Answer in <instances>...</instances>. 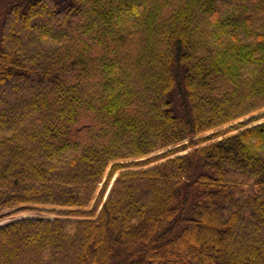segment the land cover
I'll use <instances>...</instances> for the list:
<instances>
[{
  "label": "trees",
  "instance_id": "trees-1",
  "mask_svg": "<svg viewBox=\"0 0 264 264\" xmlns=\"http://www.w3.org/2000/svg\"><path fill=\"white\" fill-rule=\"evenodd\" d=\"M263 109L264 0L10 3L0 264H264Z\"/></svg>",
  "mask_w": 264,
  "mask_h": 264
},
{
  "label": "rangeland",
  "instance_id": "rangeland-1",
  "mask_svg": "<svg viewBox=\"0 0 264 264\" xmlns=\"http://www.w3.org/2000/svg\"><path fill=\"white\" fill-rule=\"evenodd\" d=\"M14 1H17V0H0V14H1L2 11H4L7 8V6L10 3L14 2ZM149 26L151 27L152 23H150ZM175 108H177V107L175 106ZM175 111L178 112V110H175ZM263 111H264V109H263ZM260 123H264V117H262L261 119H259L255 123H253L252 125H256V124H260ZM252 125H250V126H252ZM211 132L204 133V134L200 135V137L206 136V135L210 134ZM223 136H220L217 139H220ZM217 139H215V140H217ZM184 143H186V142H184ZM206 143H208V142H206ZM206 143H203V144H200V145L202 146V145H204ZM187 151H189V149H187L186 151H183V152H181L179 154H184ZM151 156H153V154L145 157L144 159L150 158ZM108 170H109V167H107V169L105 170V172L103 174V178L101 180V183L97 187V190H96V192L94 194V199L89 204L88 210L93 207L95 198L97 197L98 193L102 191L101 187H102V184H103V182L105 180L106 174L108 173ZM119 172H121V171L113 172L111 178L107 182V185H105V187L103 189V192H102V196L100 197L99 202L97 203V206H96V209H95V212H94V215H93L94 217L98 213L103 201L105 200V198L107 196V193H108V191L110 189V186H111L112 182L114 181V179L116 178V176L118 175ZM54 218H55V216L53 214H51V213H48V212L24 211V212L15 213V214H12L10 216H7V217H4V218L0 219V227H4V226H7V225H10V224H12L14 222H17L19 220H22V219L51 220V219H54ZM49 242L50 241L48 239H46L44 241H41V243L39 242V246H41V247H43L45 249V247L48 245ZM37 247H38V245L36 246V248Z\"/></svg>",
  "mask_w": 264,
  "mask_h": 264
},
{
  "label": "water",
  "instance_id": "water-1",
  "mask_svg": "<svg viewBox=\"0 0 264 264\" xmlns=\"http://www.w3.org/2000/svg\"><path fill=\"white\" fill-rule=\"evenodd\" d=\"M2 227H0V229H1Z\"/></svg>",
  "mask_w": 264,
  "mask_h": 264
}]
</instances>
